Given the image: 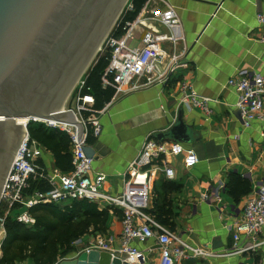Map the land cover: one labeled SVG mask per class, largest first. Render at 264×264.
Masks as SVG:
<instances>
[{"label":"crops","instance_id":"crops-1","mask_svg":"<svg viewBox=\"0 0 264 264\" xmlns=\"http://www.w3.org/2000/svg\"><path fill=\"white\" fill-rule=\"evenodd\" d=\"M168 9L177 18L173 28L156 17ZM258 13L264 14V0H156L143 5L138 14L145 24L129 45L142 47V37L150 29L174 35L175 42L163 40L155 45L167 53L185 51L179 79L189 80L201 96L209 98L212 111L206 115L199 108L181 107L175 80H171L119 94L98 115L100 133L91 145L96 146L91 174H104L103 190L113 195L124 190L127 165L145 138L166 130L179 108L183 122L196 134L195 141L182 144L196 154L197 162L187 168L181 155L169 157L175 174L166 178L156 173L149 178L150 196L143 210L184 244L210 252L174 264H264V243L254 251L224 255L233 243L234 224L244 204L264 181V122L244 127L235 106L236 92L227 85L230 76L244 70L264 73V41L260 39L264 24L257 21ZM38 150L47 172H65L55 167L50 151L40 144ZM232 175L244 178L249 190L240 188L233 194ZM120 216L118 209H108L103 237L118 241ZM2 238L0 233V243ZM133 245L144 251L139 264H159L155 237Z\"/></svg>","mask_w":264,"mask_h":264},{"label":"built area","instance_id":"built-area-1","mask_svg":"<svg viewBox=\"0 0 264 264\" xmlns=\"http://www.w3.org/2000/svg\"><path fill=\"white\" fill-rule=\"evenodd\" d=\"M154 1L156 0H147L145 4ZM156 17L170 28L177 25L173 9H168ZM256 19L264 24V14L258 13ZM144 24V18L138 14L133 20L125 22L122 36L114 37L108 33L103 40L105 41L103 50L109 51V57L101 81L103 86L113 88L111 100L119 94L154 83L165 84L175 80L178 104L186 109L199 108L209 115L212 111L209 106L210 99L201 96L189 80L179 79L178 71L185 64L183 61L185 51L167 53L155 45L163 40L175 42L174 35L150 29L142 37V47L129 45L128 41ZM260 39L264 41V33ZM79 84L81 86L74 107L67 105L66 108L80 121L82 133L79 140L76 137V125L30 119L23 126L25 135L11 161L0 191V203L7 204L5 212L0 214V233L4 235L3 222L6 216L23 224L32 225L34 217L29 209L36 204L46 202L63 204L76 199H86L97 204L99 208H116L121 213V232L118 241L113 237L98 235L84 249L86 251L91 249L107 251L128 264H139L140 261H144V251L137 249L133 242L143 243L155 237L159 249V264H174L188 256L210 255L205 249L184 244L176 233L160 225L143 211L150 196L149 178L154 177L156 173L172 178L175 171L168 158L181 155L183 165L188 168L197 162L196 154L182 143L158 141L148 136L136 156L127 165L124 190L116 195L105 192L103 183L106 176L102 173L91 174L93 159L85 155L84 147L89 145L86 143L88 126L91 127L93 136L96 137L100 133L98 115L104 112L106 105L100 110H94L93 97L80 92L84 87V78ZM227 85L236 92L235 106L242 116L243 126L250 127L254 121L264 122V73L244 70L230 76ZM29 122L58 128L68 134L72 165L70 171L63 173L54 169L53 172H47L36 163L39 144L30 138L27 128ZM31 176L46 179L51 185L50 189L44 193L35 191L25 194ZM263 230L264 181H260L254 189L253 196L244 204L239 220L234 224L233 243L223 254H242L256 250L264 243ZM183 246L186 248L183 249ZM186 251H189V255Z\"/></svg>","mask_w":264,"mask_h":264},{"label":"water","instance_id":"water-1","mask_svg":"<svg viewBox=\"0 0 264 264\" xmlns=\"http://www.w3.org/2000/svg\"><path fill=\"white\" fill-rule=\"evenodd\" d=\"M127 0H0V191L23 138L16 119L47 120L76 125L66 103L85 67L91 65L104 36ZM103 42V41H102ZM89 68V67H88ZM182 120L154 132L158 141L191 143L197 139ZM96 146H85L94 159ZM56 264H128L107 251L82 250Z\"/></svg>","mask_w":264,"mask_h":264},{"label":"trees","instance_id":"trees-1","mask_svg":"<svg viewBox=\"0 0 264 264\" xmlns=\"http://www.w3.org/2000/svg\"><path fill=\"white\" fill-rule=\"evenodd\" d=\"M129 1L131 8L124 12L111 32L114 37L123 35L125 22L133 20L147 0ZM108 57L109 51L103 50L83 75L84 87L80 92L93 97V109L96 111L102 109L114 94L113 88L103 86L101 81ZM27 128L30 138L52 153L55 167L65 172L71 170L70 141L66 132L33 122H29ZM95 141L96 137L92 135L91 127L88 126L86 143L93 145ZM36 163L43 167L41 160L38 159ZM28 182L29 187L25 194L35 191L44 193L51 187L46 179L38 176H31ZM231 186L233 194L240 188L246 192L249 190L247 181L238 175H232L230 188ZM109 208H99L89 200L76 199L66 204L46 202L32 206L29 209L34 217L32 225L23 224L6 216L3 222L4 235L0 243L2 251L0 264H16L15 254L29 257L32 264H56L71 248L70 242L83 236L87 229L92 228L94 231L105 229ZM5 209L7 204L0 203V214H3ZM61 247L63 250H60Z\"/></svg>","mask_w":264,"mask_h":264},{"label":"rangeland","instance_id":"rangeland-1","mask_svg":"<svg viewBox=\"0 0 264 264\" xmlns=\"http://www.w3.org/2000/svg\"><path fill=\"white\" fill-rule=\"evenodd\" d=\"M129 9H130V1L123 8L120 16L118 17V19H117L115 25L113 26V28L110 30L109 34H111V32L113 31L114 27L119 22V20L121 19V17L124 14V12L129 10ZM104 45H105V41H103L102 47L100 49V52L95 56V58L103 53ZM83 78H84V76L81 78V80ZM80 86L81 85L78 84L74 88L73 93L71 94V97H70V99H69V101L67 103L68 107H74L75 100H76L77 93H78V90H79ZM104 233L105 232H104L103 229H99L97 231H94L92 228L87 229L86 233L83 236H81V237H79L77 239H74V240H72L70 242V247L71 248L61 257V259L65 258V257H69L71 255H75V254L79 253L80 251L84 250L92 241H94V239L98 235L102 236ZM60 250H63V247H61ZM15 252H17L16 248H15ZM1 255H2V251L0 249V256ZM15 263L16 264H32L31 259L29 257H21L18 254H15Z\"/></svg>","mask_w":264,"mask_h":264},{"label":"bare ground","instance_id":"bare-ground-1","mask_svg":"<svg viewBox=\"0 0 264 264\" xmlns=\"http://www.w3.org/2000/svg\"><path fill=\"white\" fill-rule=\"evenodd\" d=\"M128 2H129V0H127L126 4H127ZM126 4H125V5H126ZM124 7H125V6H124ZM119 16H120V15H119ZM117 19H118V18H117ZM116 21H117V20H116ZM115 23H116V22H115ZM115 23H114V25H115ZM114 25H113V26H114ZM113 26L110 28V30L113 28ZM109 32H110V31H109ZM109 32H108V33H109ZM108 33H107V34H108ZM107 34H106V35H107ZM106 35L104 36V38L106 37ZM104 38H103V40H104ZM103 40H102V41H103ZM102 41H101L100 45L98 46V48H97V50H96V53H95V55H94V58H95V56L98 54L100 48L102 47ZM88 67H89V64H88V66L85 67L84 71L82 72L81 76L79 77L78 81L76 82L74 88L79 84V82H80L82 76L85 74V72L87 71ZM74 88H73V90H74ZM73 90L71 91V93H70L68 99L66 100V103L64 104V106H63L62 108L57 109L58 112L66 111L67 103H68V101H69V99H70V97H71V94L73 93ZM15 122H16V123H20L21 127H23V126L26 124L27 119H26V118H19V119H16Z\"/></svg>","mask_w":264,"mask_h":264}]
</instances>
